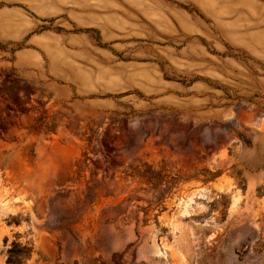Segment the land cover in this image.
Instances as JSON below:
<instances>
[{"label": "rangeland", "instance_id": "1", "mask_svg": "<svg viewBox=\"0 0 264 264\" xmlns=\"http://www.w3.org/2000/svg\"><path fill=\"white\" fill-rule=\"evenodd\" d=\"M13 241L264 264V0H0V264Z\"/></svg>", "mask_w": 264, "mask_h": 264}, {"label": "trees", "instance_id": "2", "mask_svg": "<svg viewBox=\"0 0 264 264\" xmlns=\"http://www.w3.org/2000/svg\"><path fill=\"white\" fill-rule=\"evenodd\" d=\"M148 181H156L155 174H141ZM33 249L28 244H23L19 241H13L8 248V264H24V261L31 255Z\"/></svg>", "mask_w": 264, "mask_h": 264}]
</instances>
